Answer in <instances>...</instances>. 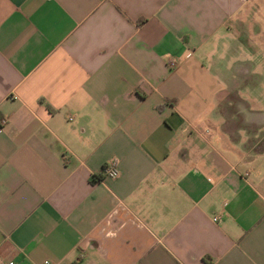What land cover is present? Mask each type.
<instances>
[{
  "label": "crops",
  "instance_id": "obj_1",
  "mask_svg": "<svg viewBox=\"0 0 264 264\" xmlns=\"http://www.w3.org/2000/svg\"><path fill=\"white\" fill-rule=\"evenodd\" d=\"M253 42L264 0H0V264H264Z\"/></svg>",
  "mask_w": 264,
  "mask_h": 264
},
{
  "label": "rangeland",
  "instance_id": "obj_2",
  "mask_svg": "<svg viewBox=\"0 0 264 264\" xmlns=\"http://www.w3.org/2000/svg\"><path fill=\"white\" fill-rule=\"evenodd\" d=\"M253 43H254L252 48V52H254L253 62L249 63L248 65L250 69L246 68L249 71V75L246 76H250V77L245 79L244 82L241 81V83L244 84L247 83L248 85L249 84L251 85L252 95H253L252 98L253 107L261 108L262 107L261 105H263L264 107V78L262 77L259 78L258 76H264V49L257 48L258 47L257 43L255 42ZM241 98H243V96H241ZM256 145L253 147L254 149L255 148L257 149Z\"/></svg>",
  "mask_w": 264,
  "mask_h": 264
},
{
  "label": "built area",
  "instance_id": "obj_3",
  "mask_svg": "<svg viewBox=\"0 0 264 264\" xmlns=\"http://www.w3.org/2000/svg\"><path fill=\"white\" fill-rule=\"evenodd\" d=\"M104 174L110 178H114L117 176V170L114 166L110 165L107 166L104 170H103ZM212 220H216V217H213ZM7 264H11V262H7ZM44 264H47V262L45 261Z\"/></svg>",
  "mask_w": 264,
  "mask_h": 264
},
{
  "label": "trees",
  "instance_id": "obj_4",
  "mask_svg": "<svg viewBox=\"0 0 264 264\" xmlns=\"http://www.w3.org/2000/svg\"><path fill=\"white\" fill-rule=\"evenodd\" d=\"M93 180H91V182H92ZM207 264H208V262H207Z\"/></svg>",
  "mask_w": 264,
  "mask_h": 264
},
{
  "label": "clouds",
  "instance_id": "obj_5",
  "mask_svg": "<svg viewBox=\"0 0 264 264\" xmlns=\"http://www.w3.org/2000/svg\"><path fill=\"white\" fill-rule=\"evenodd\" d=\"M113 159H116V158H113Z\"/></svg>",
  "mask_w": 264,
  "mask_h": 264
}]
</instances>
